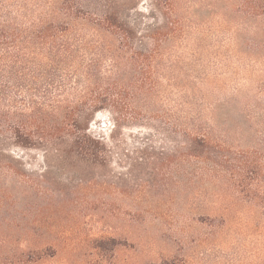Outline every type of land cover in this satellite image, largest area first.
I'll use <instances>...</instances> for the list:
<instances>
[{
	"label": "rangeland",
	"instance_id": "374dc122",
	"mask_svg": "<svg viewBox=\"0 0 264 264\" xmlns=\"http://www.w3.org/2000/svg\"><path fill=\"white\" fill-rule=\"evenodd\" d=\"M231 2L184 0L185 34L157 70L160 100L259 164L264 19ZM133 6L141 22L164 20L151 0ZM168 127L97 111L88 132L106 144L103 164L8 144L0 264H264V202L174 155Z\"/></svg>",
	"mask_w": 264,
	"mask_h": 264
},
{
	"label": "trees",
	"instance_id": "16d2710c",
	"mask_svg": "<svg viewBox=\"0 0 264 264\" xmlns=\"http://www.w3.org/2000/svg\"><path fill=\"white\" fill-rule=\"evenodd\" d=\"M133 3L0 0V157L12 144L103 164L106 144L88 124L107 109L117 122L164 121L174 155L264 202V163L160 100L157 70L175 36L185 34L184 0H151L164 18L155 23L141 22ZM230 4L264 19V0Z\"/></svg>",
	"mask_w": 264,
	"mask_h": 264
}]
</instances>
